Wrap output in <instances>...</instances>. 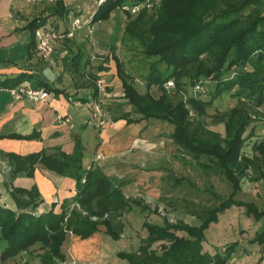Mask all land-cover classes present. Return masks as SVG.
<instances>
[{
  "label": "trees",
  "instance_id": "obj_1",
  "mask_svg": "<svg viewBox=\"0 0 264 264\" xmlns=\"http://www.w3.org/2000/svg\"><path fill=\"white\" fill-rule=\"evenodd\" d=\"M142 1L104 0L91 16V22L107 20L111 12L124 4ZM151 1V11L156 18L146 9L134 17L128 13V24L124 27L126 37L138 40L143 54L154 59L150 61L148 73L144 77L145 93L133 84L122 61L112 56L121 79L123 97L129 105L135 106L134 112L139 117L131 119L128 113H123L113 120L122 118L133 124L155 119L172 125L173 130L168 134L172 143L204 170L223 175L232 191L226 197L213 193L220 202L218 206L206 208L199 214L200 223L197 225H189L183 220L175 223L165 219L162 225L144 221L143 228L147 233L137 250L120 251L118 255L129 264H225L239 242L226 243L213 254L204 252L208 226L218 221L221 212L234 205L244 207L247 216L251 215L257 221L264 216V207L259 209L253 201L236 199L242 179L248 177L251 181H262L264 184L263 130L262 136L250 141L251 154L244 153L252 135H245L251 121L247 109H257L264 104V0ZM50 12L44 18L39 16L32 19L25 26L31 35V42L27 44L29 51L35 45L36 31L46 27L49 17L64 18L69 10L63 0H55ZM63 58L64 66L77 76H83L85 68H88L89 61L79 50L74 54L67 53ZM161 65L165 68L162 69ZM28 79L30 75L25 72L5 79L0 77V87H19ZM169 80L174 84L173 92L182 90L185 94L187 87L196 83H215L208 100H201V93L189 95L187 104L197 116L205 114L206 108L213 105L223 93H230L237 99L236 106L230 112L222 113L218 120L224 122L226 132L223 136L197 122V117L189 114L181 96L174 101L170 98L165 89ZM85 82L88 80L84 79ZM36 87L58 94L64 91L45 82ZM152 87L160 92L159 96L152 94ZM92 94L93 97L98 95L95 87ZM82 100L88 102L87 98ZM38 137L37 133H14L4 138L36 140ZM84 151L79 136L75 138L73 150L69 153L58 150L49 154L42 149L21 156L19 153L0 150V158L5 159L10 167L5 172L4 185L14 203L10 208L0 201L2 258L13 257L37 242L44 250L40 255V264H56L57 260H65L61 246L67 236L66 230L80 239H86L95 235L99 226L103 225L106 235L114 239L121 237L123 226L115 225L113 217L129 212L132 209L131 200L123 194L122 182L106 175L101 167L93 165L89 169L83 168ZM37 166L64 178L75 179L76 193L62 201L59 211L54 210L53 203L52 209L38 213L43 198L35 184L24 189L12 184L18 176L33 177ZM132 203L139 204L141 211L149 210L140 200ZM72 204L80 208H71ZM250 241L264 247V226L256 231Z\"/></svg>",
  "mask_w": 264,
  "mask_h": 264
},
{
  "label": "crops",
  "instance_id": "obj_2",
  "mask_svg": "<svg viewBox=\"0 0 264 264\" xmlns=\"http://www.w3.org/2000/svg\"><path fill=\"white\" fill-rule=\"evenodd\" d=\"M63 1L69 13L64 18L59 19L51 16L45 24L46 28H52L57 34L64 33V31L68 32L73 26L72 23L75 18L80 19L81 23H84L85 16L88 13L92 16L99 6L97 0ZM54 3L55 0H0V77L5 79L6 77L18 76L20 73L25 72L30 75V79L22 82L23 85L34 89L37 88L36 86L39 83L45 82L52 85L50 82L52 80L55 82V85L52 86L59 88V90H64L61 94L51 91L47 102H32L27 98L21 100L14 99L8 91L9 88L0 87V136L4 135V137H7L9 134L14 133L18 135L37 133L39 135L36 140L0 137V150L6 153H19L21 156L33 152L37 153L42 149L46 150L49 154L58 150L69 153L73 150L75 138L79 136L85 150L82 158L83 168L87 169L88 165H98L101 167L106 175L122 182L121 190H123L125 197L131 200L132 206H139V204H134L132 201L140 200L142 202V200L130 197L128 192L132 190L130 186L136 184V182L132 183V181L135 180L137 177L135 175L138 174L137 171L140 169L137 166L138 161L142 160V158L145 160L149 159L151 151L157 146L151 140V125L149 126L151 120H143L133 124L127 123V120L122 118L115 121L113 118L119 117L120 114L113 115V118L109 116L110 114H107V110L111 111V108H113L110 106L112 103L109 104L107 102H110L112 98L106 97L105 99V97H102L100 99L103 108L107 107V110H104L114 122L113 125H105L103 128L95 125L96 122L93 120V103L95 99H98L99 94L96 97L92 96L93 89L89 87L92 80L89 79L93 75L95 76V80L105 78L107 89H111L110 94H115L112 92L113 89L115 91L118 90V86L121 87L122 83L117 71L114 73L112 68L102 69L98 67L96 69L94 67L95 69H91L90 71L89 67H92L93 61L96 58H89L87 59L89 61L88 68H85L84 71L88 82L73 85L72 77L68 75L71 70L64 66V58H51V56L64 48L66 40L74 41V36L72 38H60L62 40L59 41L58 46L57 43L54 44L52 55L44 58L37 50L38 39L35 33V45L32 50H28L27 44L31 42V35L25 26L32 19L39 16L44 18L51 13L50 10L54 6ZM114 11L110 13L111 17H113ZM124 16L126 18V14ZM63 23L66 27L65 30L62 32L60 30L57 31V28ZM99 23L95 22L93 24L98 25ZM76 32H78V29L74 30V33ZM105 66L107 65L105 64ZM63 75H67L71 83L63 81ZM85 75L84 79H86ZM85 87L90 92L89 97L79 95L80 90ZM123 94L117 100H114L119 102L117 104L114 102L113 105L126 106L128 109H124L123 113H128L131 119L138 118L139 115L134 112L135 106L129 105ZM84 98H87L88 102H84L82 100ZM105 102L109 106L106 105L104 107ZM87 109L91 112L90 114L86 111ZM97 153H100L103 158L94 162L93 158ZM9 169L10 167H8L6 160L0 158V201L11 208L14 206V203L10 198L7 187L4 185L5 172ZM129 175L132 178H128L130 177ZM12 184L23 189L30 188L35 184L43 198V202L39 205V209H37L38 213L52 209V204L55 201L57 203H55L54 210L59 211L62 201L71 198L76 193L75 179L70 177L64 178L53 172L51 173L42 166H37L33 177L18 176ZM136 188L138 189V186H135ZM241 193L247 196L249 201H253L259 209L264 207V194L262 195V200L258 197V200H256L252 198V194L246 193L243 188H241ZM142 203L147 206L146 203ZM77 208L79 209L80 207L77 206ZM83 214H85L84 211ZM125 230L127 231V229ZM125 230L123 228V234H121L120 238H124ZM104 233L106 232L104 231ZM66 235L61 246V249H63V246H67L68 249L66 252L64 249L62 250L65 254L64 263L69 264V259L74 258L81 263L94 264L95 261L91 253H88L91 251L90 249L83 248L80 249V252H71L72 241L75 239V236H79L73 234L71 231ZM92 236L93 238L87 242V245L94 246L98 241V237L100 239L99 235L96 237L91 235L90 237ZM203 250L210 254L216 251L213 249L205 250L204 246ZM243 250L248 254L249 257L247 258L249 260L252 255H249L246 248L243 247ZM258 251H260L262 256H258L257 261L253 264H261L263 262L264 247L258 244ZM241 255V264H252L251 262H247L245 255L242 253ZM231 256L233 257V255ZM232 257L225 264H231L234 260Z\"/></svg>",
  "mask_w": 264,
  "mask_h": 264
},
{
  "label": "rangeland",
  "instance_id": "obj_3",
  "mask_svg": "<svg viewBox=\"0 0 264 264\" xmlns=\"http://www.w3.org/2000/svg\"><path fill=\"white\" fill-rule=\"evenodd\" d=\"M159 0H155L157 3ZM129 4V3H128ZM143 9H146L153 18H156L155 14H152L150 8L142 7V9L132 13L128 12L131 17L137 16L138 13L142 12ZM153 9V8H152ZM113 17L109 16L107 20L102 21L98 25L91 22V15L88 13L84 18V23H79L80 29L78 32L74 33V41L69 39L64 42V48L60 52L54 53L51 58L61 59L67 53L74 54L78 50L83 52L86 55V58H96L92 67H89V70L96 69L98 67L110 69L112 68L113 72L116 73V67L112 56H117L123 63L124 70L132 78L133 84L136 88L145 93V75L148 73V66L150 61L154 60L153 58H148L143 54V48L140 42L131 37H126L124 34V27L128 24L127 14L121 8H117L114 11ZM126 14V18L125 15ZM148 15H146V18ZM80 20V19H79ZM54 24V23H53ZM64 24V23H63ZM60 25L57 28V31H64L65 24ZM110 24V25H109ZM56 27V25L54 24ZM68 26V25H67ZM84 27V28H83ZM56 29V28H55ZM56 32V31H55ZM100 32V33H99ZM101 34V35H100ZM29 36V34H27ZM102 39V40H99ZM62 39H54L53 45L58 43ZM66 46V47H65ZM202 56H205L202 55ZM39 58V57H38ZM105 64L107 66H105ZM161 68H165L164 65H161ZM88 70V71H89ZM72 77L73 85L76 83H84V75L77 76L75 73L70 71L68 74ZM94 76V75H93ZM87 80V76L85 75ZM63 81L66 83H71L69 77L63 75ZM89 87L94 89L95 87V76L91 77ZM52 85H55L52 80H50ZM107 82V81H106ZM193 86L187 87V94L184 91H167L170 98L174 101L178 97H182L184 103L187 104L189 95H194ZM215 83L212 81H207L203 84V91L201 92V100H208L211 96L212 91H214ZM108 88V87H107ZM108 93L111 89H107ZM116 94H110L112 100L109 104L113 107L110 110H107L106 105L104 109L107 110V114L113 118V115H119L124 112V109H128L126 106L122 105L115 106L119 102L114 101L121 97L122 91L121 87L118 86V90L112 91ZM152 94L159 96V91L156 87L151 88ZM195 94H198L196 92ZM79 95L89 97L90 92L85 87L81 89ZM97 98H102L101 95ZM106 99V97H105ZM237 99L233 97L230 93L221 94L215 101L214 104L206 108V113L202 116H197L193 109L190 107V104H187L186 108L189 109V114L193 117H197V122L201 123L207 130L214 131V133H219L221 136L224 135V122L218 121L222 116V113L230 112V110L236 106ZM109 109V107H108ZM251 115V121L247 127L245 135L252 133L250 140L247 141V145L244 148V153L251 154V147L249 144L251 140L258 139L262 136V130H264V104L259 106L257 109L255 107H250L247 109ZM88 114L91 112L87 109ZM105 112V110H104ZM135 115V114H134ZM151 125V140L156 148H153L149 159H143L138 161V167L140 169L137 171L138 174L132 183L136 182L135 185H131L132 189L128 192V195L132 198H139L142 202L147 204L149 210L141 211L139 206H132L131 212H125L123 215H116L113 217V222L115 225L123 226L124 230L127 229L124 233V238L114 239L111 236L104 233L105 227L100 225L99 231H97L96 236L98 241L94 246L87 245V242L91 240L92 237L86 239H80L75 236L72 237V249L71 252L79 251L80 249L87 248L91 251L94 264H129L127 260H122L118 255V252H131L136 251L139 244L141 243L142 238H144L146 229L143 228L144 221L148 223L157 222L161 225L164 223L165 219L170 222H178L183 220L189 225L199 224V214L203 213L206 208L212 206H218L219 200H217L213 193L216 195L226 197L231 193V186L221 174H216V172L203 169L201 166L196 163L191 156H187L179 148L175 146L171 139L168 137V134L172 132V125L158 121L151 120L149 126ZM151 142V143H152ZM103 158V156H102ZM204 161V159H203ZM130 176V175H129ZM132 178V176L128 177ZM241 185L246 193L252 194V198L262 200V195L264 194V184L261 182L257 183L251 181L248 177L242 179ZM135 186H138V189H135ZM241 188L236 194V199L245 200L248 202L249 198L244 196L241 193ZM4 193V192H2ZM258 197V198H257ZM262 206L261 203L258 202ZM156 209V211H152ZM69 213V212H68ZM67 216L68 217V214ZM246 213L244 207H239L234 205L231 208L226 209L221 212L218 216L217 222H212L207 231H205V242L203 244L204 249H213L220 251L222 246L226 243L236 244V249L233 252V261L231 264H241V253L245 255L247 262L252 264L257 261L258 256H262L260 251H258V243H252L250 241L254 238L256 231L264 226V216L257 222L253 216ZM65 221V220H64ZM67 222V221H66ZM70 230H66L68 234ZM243 234H245L243 236ZM146 235V234H145ZM243 247L248 250L250 256L249 260L247 257L248 254L243 250ZM64 251L66 252L67 246H63ZM44 250L42 245L39 243L31 244L27 249L21 250L13 257L2 258L1 248H0V264H40V255ZM72 258L69 259V261ZM79 262V261H78ZM56 264H66L64 260H57ZM80 264H85L81 263ZM261 264H264V259Z\"/></svg>",
  "mask_w": 264,
  "mask_h": 264
},
{
  "label": "built area",
  "instance_id": "obj_4",
  "mask_svg": "<svg viewBox=\"0 0 264 264\" xmlns=\"http://www.w3.org/2000/svg\"><path fill=\"white\" fill-rule=\"evenodd\" d=\"M104 0H97V3L100 5V3H102ZM142 7H146V8H153V2L151 0H143L142 2H135V3H131L128 5H123L121 7V9H123L124 11H126V13L128 12H136L140 9H142ZM80 20L78 18H75L73 20L72 23V27L71 29L65 34L63 35L62 33L57 34V32H55L52 28H39L36 31V35H37V50L40 52V54H42V56L44 58H47L49 56L52 55L53 51H54V45H53V41L54 39H60L63 37H67V38H72L74 36V30L76 28H79L80 25ZM174 84L172 81H167L165 88L167 89V91L171 92V90L173 89ZM95 88L97 89L98 92V96L101 95V97H109L110 93H108L107 91V82L105 80V78H99L95 81ZM193 90H195L194 92H198L201 93V91H203V84L202 83H196ZM10 95L12 97H14V99H18L21 100L23 98H27L30 99L32 102H47L49 97H50V92L46 91L44 88L40 87V88H31L28 87L26 85L21 84L19 87H14V88H10L8 89ZM93 120L95 123V125L97 127H105V125H113V122L111 120V118L106 114V112H104V108L102 105V101L100 98L95 99L94 103H93ZM264 133V130H263ZM102 158V155L100 153H97L94 158L93 161H97L99 159ZM92 165H88L87 169L91 168ZM55 203H57V201H55ZM71 206H78L77 204H72ZM79 207V206H78ZM93 220L96 219L92 218ZM65 221L67 220V217H65L64 219ZM69 264H80V262H78L77 260H75L74 258H72L69 261Z\"/></svg>",
  "mask_w": 264,
  "mask_h": 264
}]
</instances>
